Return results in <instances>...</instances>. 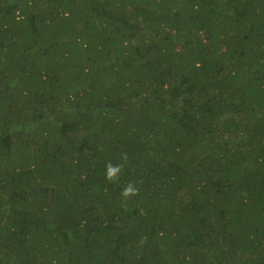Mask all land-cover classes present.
<instances>
[{
    "label": "trees",
    "instance_id": "obj_1",
    "mask_svg": "<svg viewBox=\"0 0 264 264\" xmlns=\"http://www.w3.org/2000/svg\"><path fill=\"white\" fill-rule=\"evenodd\" d=\"M0 264H264V0H0Z\"/></svg>",
    "mask_w": 264,
    "mask_h": 264
},
{
    "label": "clouds",
    "instance_id": "obj_2",
    "mask_svg": "<svg viewBox=\"0 0 264 264\" xmlns=\"http://www.w3.org/2000/svg\"><path fill=\"white\" fill-rule=\"evenodd\" d=\"M122 163H112L109 161L105 168V179L112 183H119L121 174L124 170L125 162L128 160L127 153H123L121 156ZM140 194V188L135 182H128L121 190V197L124 201H127L133 196Z\"/></svg>",
    "mask_w": 264,
    "mask_h": 264
}]
</instances>
